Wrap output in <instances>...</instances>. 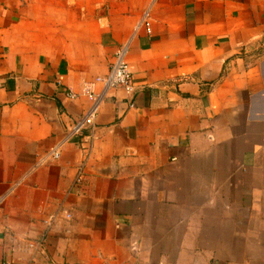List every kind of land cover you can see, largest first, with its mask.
I'll return each instance as SVG.
<instances>
[{
    "label": "crops",
    "instance_id": "obj_1",
    "mask_svg": "<svg viewBox=\"0 0 264 264\" xmlns=\"http://www.w3.org/2000/svg\"><path fill=\"white\" fill-rule=\"evenodd\" d=\"M3 196L0 264H264V0H0Z\"/></svg>",
    "mask_w": 264,
    "mask_h": 264
},
{
    "label": "built area",
    "instance_id": "obj_2",
    "mask_svg": "<svg viewBox=\"0 0 264 264\" xmlns=\"http://www.w3.org/2000/svg\"><path fill=\"white\" fill-rule=\"evenodd\" d=\"M144 27L146 31L150 34L151 33V21H150V12L146 11L142 17V20L138 26V29ZM127 54H128V46H123L117 52L115 57V62L110 70V72L101 78L97 79V82L102 85V91L100 93H96L95 85L91 83H87L83 86L81 93L75 92H68L67 96L71 100H76L81 96H85L91 102L90 107L88 108L87 112L84 116L70 128H67L62 141L53 148L50 152V157L52 160L57 161L61 156V148L63 145L71 142L75 138L82 135L83 131L86 129L94 130L95 121L100 113L101 106L105 101L108 93L114 89H123L125 90L126 94L132 97L135 94V86L133 82V76L129 69V63L127 61ZM131 107H135L134 101L131 102ZM82 153L84 154V159L77 167L76 177H75V185L80 187L83 185L86 179V170L88 162L93 154V142L90 140L88 145H82L81 147ZM6 197H0V208L3 205ZM65 213V218L70 220L72 215L68 212ZM56 217H50L47 222V232L46 234L40 239L37 244L38 251L43 248L47 242L48 234L50 230L53 228L55 223ZM36 249V250H37ZM36 253L30 261L29 264H35L36 261Z\"/></svg>",
    "mask_w": 264,
    "mask_h": 264
}]
</instances>
